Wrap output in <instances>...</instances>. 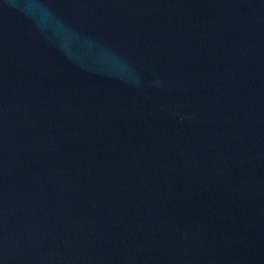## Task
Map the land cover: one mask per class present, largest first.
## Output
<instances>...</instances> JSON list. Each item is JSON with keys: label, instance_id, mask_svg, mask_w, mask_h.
<instances>
[{"label": "water", "instance_id": "obj_1", "mask_svg": "<svg viewBox=\"0 0 264 264\" xmlns=\"http://www.w3.org/2000/svg\"><path fill=\"white\" fill-rule=\"evenodd\" d=\"M0 264H264V0H0Z\"/></svg>", "mask_w": 264, "mask_h": 264}]
</instances>
